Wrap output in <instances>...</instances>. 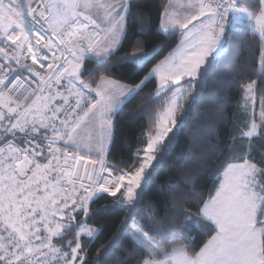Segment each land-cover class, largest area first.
<instances>
[{
	"label": "snow or ice",
	"instance_id": "snow-or-ice-1",
	"mask_svg": "<svg viewBox=\"0 0 264 264\" xmlns=\"http://www.w3.org/2000/svg\"><path fill=\"white\" fill-rule=\"evenodd\" d=\"M132 16L130 0H0V264H264V100L257 114L256 80L242 86L251 114L230 136L207 197L190 196L195 206L171 221L151 206L135 219L152 175L146 169L155 170L157 151L174 139L194 82L249 34L261 46L264 82V0H166L160 43L138 40L121 55ZM170 40L175 47L157 60ZM114 59L130 74L114 78ZM146 90L160 102L155 131L142 150L112 160L114 121ZM109 197L111 208L129 211L93 261L91 246L111 231L92 226L111 210L93 205ZM193 232L205 237L198 245ZM114 249L120 254L110 260Z\"/></svg>",
	"mask_w": 264,
	"mask_h": 264
},
{
	"label": "trees",
	"instance_id": "trees-1",
	"mask_svg": "<svg viewBox=\"0 0 264 264\" xmlns=\"http://www.w3.org/2000/svg\"><path fill=\"white\" fill-rule=\"evenodd\" d=\"M166 0H130L132 5V18L129 20L127 38L123 41V52L130 51V45L136 41H145L149 48L160 43L156 36L158 16L162 4ZM179 36L176 37V41ZM173 41H169L157 60L168 55ZM261 46L251 35H245L232 49L227 59H223L216 67L210 69L194 82L195 87L189 96L184 99L182 108L176 114L177 127L171 143L166 138L163 142L168 145L167 151L161 148L157 163L153 161L155 170L152 171L147 185L144 187L141 200L137 208V216L149 210L157 214L162 220L167 217L173 220L174 213L187 211L195 206V199L190 196H204L212 190L216 177V166L227 155V145L232 143L230 136H238L236 131L246 118L243 109L242 86L252 80L257 81L256 106L260 108L264 100V82L257 74L260 68ZM211 59V58H209ZM155 63V61H153ZM114 78H123L130 74L131 69L121 70L122 65L113 60ZM91 67V65H90ZM193 97L196 103L193 105ZM159 101L153 102L147 95V90L137 97L132 103L123 107L119 116L114 121L113 140L111 143V159L127 160L137 151L142 150L147 140L149 129L155 128V114L159 109ZM192 105V107H189ZM150 116L152 119H150ZM169 133V137L173 136ZM247 147L237 144V148ZM256 152L262 151L258 145ZM211 161V162H209ZM139 191V190H138ZM113 199L101 200L93 205L101 209L108 205L110 211H102L90 221L93 227L100 224L107 225L108 229L95 240L91 246V259L95 261L98 253H102L109 245L119 222L125 219L129 208L123 210L111 208ZM198 245L205 237L193 232ZM120 254L119 249H114L110 260Z\"/></svg>",
	"mask_w": 264,
	"mask_h": 264
},
{
	"label": "rangeland",
	"instance_id": "rangeland-1",
	"mask_svg": "<svg viewBox=\"0 0 264 264\" xmlns=\"http://www.w3.org/2000/svg\"><path fill=\"white\" fill-rule=\"evenodd\" d=\"M255 108H256V112H257V114L259 113V107L257 108V106H256V101H255ZM244 109V108H243ZM245 111V110H244ZM251 114V105L249 106V111H248V113L246 114V115H250ZM155 131V128H154V130H153V132ZM147 170V169H146Z\"/></svg>",
	"mask_w": 264,
	"mask_h": 264
},
{
	"label": "crops",
	"instance_id": "crops-1",
	"mask_svg": "<svg viewBox=\"0 0 264 264\" xmlns=\"http://www.w3.org/2000/svg\"><path fill=\"white\" fill-rule=\"evenodd\" d=\"M175 2H176V3H180V2H181V0H175Z\"/></svg>",
	"mask_w": 264,
	"mask_h": 264
}]
</instances>
